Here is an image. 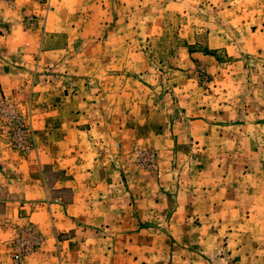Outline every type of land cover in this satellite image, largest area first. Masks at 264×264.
Returning <instances> with one entry per match:
<instances>
[{"label": "crops", "instance_id": "0c3cea01", "mask_svg": "<svg viewBox=\"0 0 264 264\" xmlns=\"http://www.w3.org/2000/svg\"><path fill=\"white\" fill-rule=\"evenodd\" d=\"M44 1L0 0V100L34 99L37 141V148L26 153L0 136V264H11L13 243L28 223L36 226L42 239L24 264H103L110 255L114 260L123 257L127 264H169L171 256L165 263L156 254L161 245L136 239L148 230L145 219L168 213L170 200H176L175 217L206 215L211 221L220 214L243 216L244 232L239 235L252 239L224 242L235 256L231 264H264V237L254 233L264 232V113L255 107L257 119L245 124L235 120V108L227 104L216 119L197 115L191 120L196 127L191 136L203 146L199 151L219 152L217 161L213 157L208 162L215 177L199 168L201 176L189 178L193 185L189 193L179 189L175 197L172 193L184 182L168 158L151 172L128 156L136 145L167 149L163 108L149 105L147 97L132 99L126 112L131 124L117 133L105 131L98 97L83 81L65 75L71 74L67 65L71 41L94 38L103 23L121 27L108 38L145 36V0L136 5L133 0H50L45 19ZM116 5L125 15L115 16L110 8ZM133 6L143 10L141 17L134 15ZM32 15L38 18L35 28L27 26ZM137 108L143 110V120L135 113ZM231 112L233 124H224ZM233 178L246 191L236 207L232 205L237 197L229 188ZM203 202L207 207L201 210ZM183 226L170 224L177 232ZM103 229L110 232L106 237L100 235ZM117 232L129 233L126 241L114 239ZM208 242L202 240L203 246L213 248ZM215 246L222 248L220 243ZM186 247L180 243L175 247L172 264H212Z\"/></svg>", "mask_w": 264, "mask_h": 264}, {"label": "rangeland", "instance_id": "374dc122", "mask_svg": "<svg viewBox=\"0 0 264 264\" xmlns=\"http://www.w3.org/2000/svg\"><path fill=\"white\" fill-rule=\"evenodd\" d=\"M44 2L45 19L51 9V2ZM133 3L136 5L137 0H133ZM123 9L118 5L110 8L116 17L125 15ZM133 10L137 18L142 16L140 7L133 6ZM37 19L36 15L28 17L27 26L35 28ZM137 25L138 22L135 29ZM116 29H121L119 24L103 23L94 38L71 41L67 53L71 74L65 75L83 81L89 93L98 97L104 110V115H100V126L105 131L117 133L131 124L126 120V112L130 110L128 104L132 99L147 97L149 105L153 102L159 104L167 113V149L136 145L128 152V156L151 172L159 168L161 160L168 158L169 166L180 171L179 178L184 182L172 194L177 197L179 189L184 188L188 194L193 188L189 180L201 176V173H197L199 168L204 173L209 172L210 178L215 177L208 162L213 157L217 161L219 154L216 151H199L203 146L198 145L200 141L191 136V130L196 128L191 120L197 115L215 116L216 119L221 108H224L222 105L227 104L235 108V120L245 124H253L259 114L257 111L264 113V0H145V36L108 38ZM76 91L73 89L74 93ZM33 105L34 99L31 98L18 103L0 100V136L6 138L15 149L26 153L37 148ZM255 107L256 112L253 111ZM135 113L143 120V110L137 108ZM231 118L224 124H233ZM140 120L135 123L139 124ZM20 128L23 131L32 129L34 132L33 145L28 151L16 146V133ZM50 178L54 179L53 176ZM232 182L235 183H231L229 188L237 197L232 205L236 207V202H242V194L246 191L242 190L235 178ZM182 194L180 199L183 198ZM175 207L176 200H170L165 208L167 214H155L145 219L143 225L148 230L136 239H146L161 245L160 254H156L164 257L165 263L170 256L169 264L173 263L180 243L187 245L186 249L194 254L208 257L212 264H227L228 259V264H231L235 256H231L224 242L252 239L251 236H244V233L239 235L244 232V229H240L245 223L243 216L220 214L211 221H207L206 215L175 217ZM199 207L202 210L207 206L203 202ZM179 218L182 220L179 221ZM171 223L184 225L182 231L172 230ZM30 224L21 227L13 243L11 264L16 241L22 230ZM229 227H233L230 230L232 234L228 233ZM260 232H254L255 236L264 237V232ZM109 233L103 229L100 235L106 237ZM127 234L117 232L114 239L123 243ZM202 240H209L208 247H214L206 248ZM219 243L222 246L220 249L215 246ZM137 251L141 252V249ZM103 264L127 262L123 257L114 260L113 255H110L108 263Z\"/></svg>", "mask_w": 264, "mask_h": 264}, {"label": "built area", "instance_id": "2783aa9c", "mask_svg": "<svg viewBox=\"0 0 264 264\" xmlns=\"http://www.w3.org/2000/svg\"><path fill=\"white\" fill-rule=\"evenodd\" d=\"M32 20V19H31ZM13 115V113H12ZM20 121V119H18ZM34 132L23 131L21 128L16 133V146L23 150H30L33 145ZM58 201V200H57ZM42 239L41 233L33 225H27L16 241V247L13 254V264H22L25 257L32 254L37 249Z\"/></svg>", "mask_w": 264, "mask_h": 264}]
</instances>
